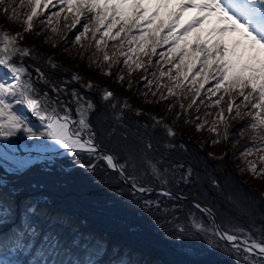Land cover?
Segmentation results:
<instances>
[{"label": "snow or ice", "instance_id": "1", "mask_svg": "<svg viewBox=\"0 0 264 264\" xmlns=\"http://www.w3.org/2000/svg\"><path fill=\"white\" fill-rule=\"evenodd\" d=\"M52 3L53 0H0V141L4 142L0 144V168L5 173L0 175V229L8 227L7 232L0 230V264H96L94 256L103 251L99 241L93 247L90 245L91 238L81 233L62 235L55 227L56 220H50L46 228L42 227L40 221L45 215L42 206V201L46 202L44 197H26L21 201V223L10 225L16 214V198L22 190L7 176L18 177L35 162V158L18 155L11 139L18 134L29 138H47L64 150L98 157L118 177L135 181L131 184L133 191L144 194L158 190L160 198L144 201V207H155L163 213L169 210L167 206L162 207L161 198L169 201L187 199L183 193L171 191L167 187L170 184L194 189L197 195H203L201 187H206L209 192L222 189L219 178L201 174L190 162L175 159L174 153L184 149L185 145L176 142L179 134L171 125L164 123L163 116L133 108L126 98L117 100L108 86L93 83L78 72L68 73L57 62L55 54L45 56L42 65L27 63L39 53L33 52L26 34L39 36L43 32L42 42L54 48L57 46L55 37L59 32L53 26V21L64 10L63 5H67L69 10L75 9L70 28H76L81 23L80 17L89 14L86 17L89 22L83 23V31L78 30V34H75L73 44L84 47L81 40L91 31L96 52H100L102 46L105 49L98 69L121 83L127 79L129 89L132 88L133 71L141 68L145 73L149 71L140 56L133 57L136 49L132 45L139 47L143 56L149 58L147 64L151 65V57L156 55L161 41L172 45L168 53H159L170 67L167 72L161 71L156 79L159 81L167 76L175 83L171 87L166 86L167 95L162 92L159 99L167 100L175 96L176 90L184 87V81H190L195 88L193 100L188 105L191 108L204 84L209 79L215 81L208 92L215 94L223 91L230 97L227 103L228 117H225L223 110L218 113L219 120L225 125L222 138L229 137L227 126L230 120L239 118L244 122V126L235 134L249 135L250 144L238 154L246 164V168L239 170L247 171L256 178H264V0H180L175 8L167 11V22L161 18L158 23L156 21L161 10L168 9L171 0H158L155 10L147 15L148 8L141 0H133L131 15L125 11V0H105L103 8L98 0H59L62 6L60 11L52 12L45 21L40 18L41 12ZM186 9H194L196 14L182 26L181 17ZM34 18H38L36 27ZM89 23L92 24L91 29ZM11 24H22L23 27L12 31L9 27ZM147 24H154V27H143ZM49 27L54 35L48 34L46 29ZM134 29L139 31V36L134 34ZM161 32L166 34L160 36ZM97 33H101L99 39H96ZM190 35H194L191 47L187 40ZM118 37L119 44L113 45L118 51L109 56L107 40L115 41ZM182 39L183 44L180 43ZM125 42L129 46L128 51L124 50ZM62 51L75 58V52L63 47ZM80 55L83 59L84 53ZM95 56L96 53H93L89 57V67ZM121 63L127 68L117 67L114 73L112 66ZM173 68L175 75L172 74ZM152 74L155 76L154 72ZM141 79L148 85L153 84L147 76ZM36 84L41 85L39 90ZM101 88L100 99L112 112L104 133L110 141L107 148H101L97 143L98 132L92 117L99 109L84 91ZM149 94L155 96L156 92L150 88L144 95L147 97ZM237 98H241L239 102H236ZM222 99L223 96H220L215 103L219 105ZM172 107L174 105L169 104L167 110ZM180 107L183 109L184 105L180 104ZM26 110L38 118L39 124L33 123L25 114ZM128 112L132 113L135 123L127 119ZM176 118L182 119L183 114L177 113ZM202 127L203 124L196 125L197 130ZM210 130L217 136L221 135L215 126ZM160 133L163 134L161 140L154 142L153 137ZM212 143H219V140ZM208 155L213 156L212 153ZM223 158L213 156V159ZM84 166L89 169L96 167L93 163ZM137 176L159 188L146 186L136 179ZM259 196L264 200V191H260ZM227 199L231 201L232 196L228 195ZM191 203L201 215L215 218L213 208L206 203L197 200ZM191 225L197 233L207 237L209 246L219 248L223 242L240 257L239 264H264V232L256 238L249 228L228 229L218 225L209 228L194 214ZM180 231L188 232L190 229L180 228ZM78 250L86 253L83 259L77 258ZM120 264L128 262L121 261Z\"/></svg>", "mask_w": 264, "mask_h": 264}, {"label": "trees", "instance_id": "2", "mask_svg": "<svg viewBox=\"0 0 264 264\" xmlns=\"http://www.w3.org/2000/svg\"><path fill=\"white\" fill-rule=\"evenodd\" d=\"M61 7L59 0H53L52 11H60L57 9ZM63 7L66 9L67 5H63ZM28 10L30 9H26V11ZM88 15L85 14L80 19L81 23L78 28L74 29L67 36V40L62 43L63 48L76 53L75 58L79 56L76 49H80L79 45L73 44L75 34H78V30L83 31V23L89 22L86 18ZM47 16L42 11L40 18L46 21ZM54 19H58L59 23L63 17L61 15ZM37 22L38 18H34V27H36ZM58 23L55 21L53 25ZM91 27L92 24L89 23V28L91 29ZM46 30L49 35H53L50 27ZM40 35L39 45L41 49L33 48V52H38L39 55H34L32 60L27 61L30 65L33 63L42 65L43 58L50 54L48 50L54 48L51 44L42 42L43 32ZM59 35L61 36L60 32ZM59 35L55 37L57 46L60 43ZM100 35L101 33H97L96 39H99ZM105 39L107 40V38ZM119 40V37L115 41L107 40L106 50L109 52V56L114 51H118V48H114L113 45H118ZM81 43L84 45L81 53H88L89 57L96 53L90 68L93 67V64L94 66L99 65L103 53L96 52L91 31L82 38ZM85 43L92 45V47L89 45L85 47ZM136 46L132 45L133 48ZM171 46L170 43L167 44L164 51H168ZM128 47L125 42L124 50L128 51ZM91 48L92 50L94 48L92 53ZM101 50H105L103 46ZM134 53H132L133 56ZM89 57L88 62L90 63ZM120 59L122 60L123 57ZM141 59L146 60L148 58L143 56ZM151 60L152 64L147 66L149 71L144 74L149 80H152L153 77L154 86L139 80V86L136 89L137 94L134 95L136 103L132 106L143 109L149 114H154L164 101L159 99L160 94L163 92L167 95L169 84L167 82H170L167 76L157 81L155 79L157 70L160 66L166 69L170 65L168 63L163 65L164 61L159 57V52L153 55ZM117 67L127 68L122 63ZM137 70L131 73V80H136L134 78ZM45 71H47L46 68ZM67 72L71 73L68 69ZM153 72L155 76H153ZM172 72H175L174 68ZM97 75L104 82L108 81L109 76L104 75L99 69ZM91 76L94 75L85 73L84 78L89 79ZM114 80L116 81V79ZM112 84L117 89V85L113 81ZM157 84H159L158 88ZM214 84L215 81L211 79L204 84L200 90V96L195 98L196 102L191 108H188V105L193 100L195 88L185 84L175 95L174 107L168 111L165 119L167 124L177 128L176 132L179 135L175 138L176 142L185 145L184 149H178L174 153L175 159L190 162L201 174H211L219 178L222 189L209 192L206 187H201L200 192L203 195H197L194 189L190 190L183 185L170 184L167 187L174 192L183 193L188 198L212 207L220 227L228 229L249 228L255 237L259 238L264 232V228H262L264 225V200L259 196V192L264 191V178H256L247 171L241 172L239 170L246 168V164L238 154L250 144L249 135L237 136L235 134L240 127L244 126V122L240 121L239 118L230 120L227 126L229 137L223 139L225 125L219 120V116L216 120L209 118L212 124L206 125L200 130L196 129V120L193 119L194 114L205 113L207 109H210L211 114L215 115L223 110L225 117H228L227 103L230 97L223 91L215 94L209 93L208 89L213 88ZM118 86L126 89L127 79L123 83L118 82ZM36 87L40 88L41 85L36 84ZM150 88L156 92L157 100L151 94L147 97L143 95L144 91L147 93ZM101 90L85 89L84 91L99 109L98 113L92 117V122L98 132L97 143L100 147L107 148L110 141L104 133L109 123L108 117L112 115V112L100 99ZM122 94L128 96L126 93ZM139 96L144 97L148 104L138 106L137 98ZM220 96H223V99L217 105L215 101ZM239 99L241 98H237L236 102H239ZM180 104L184 105L183 109ZM185 108L188 111L185 112L179 122L171 120V114L177 115V113L185 111ZM127 119L135 123L131 112H128ZM183 120L191 122L184 123ZM212 125L217 127L220 136L209 130ZM162 135L160 133L154 136L153 141L158 143ZM213 140H219V143H212ZM209 153L215 157L223 156L224 158L213 159V156L208 155ZM225 153L227 155H224ZM248 159H253V157ZM89 163L95 164L96 167L89 169L84 166ZM257 164L260 166L259 161ZM0 175H5L3 168H0ZM178 175L179 173H177ZM7 178L22 190L16 198V214L9 222L10 225L15 226L21 223V201L26 197H44L46 202L42 201V206L45 215L41 218V226L46 228L50 220H56L55 227L64 236L73 232L81 233L91 238L90 245L93 247L99 241L103 246V251L100 255L94 256L96 264H120L121 261H126L128 264H239L240 262V257L224 246L223 242L219 248L211 247L207 243L206 236L192 229L193 214L197 220L209 228L214 227L215 224L213 217L201 215L190 200L177 201L173 199L169 201L166 198H161L163 199L162 207L167 206L168 213L157 211L155 207H144V201L160 198L159 193L141 195L133 191L123 178L107 169L98 157H93L90 154L74 153L72 156L56 158L53 163L50 161L34 163L18 177L8 175ZM136 179L145 183L146 186L159 188L158 185H153L151 181L143 180L142 177L137 176ZM131 182L134 183L135 181ZM228 195L232 196L231 201L227 199ZM180 228H188L190 231L181 232ZM0 230L7 232L8 227ZM85 255L86 253L83 251L78 250L76 252L77 258L83 259Z\"/></svg>", "mask_w": 264, "mask_h": 264}, {"label": "rangeland", "instance_id": "3", "mask_svg": "<svg viewBox=\"0 0 264 264\" xmlns=\"http://www.w3.org/2000/svg\"><path fill=\"white\" fill-rule=\"evenodd\" d=\"M112 2H115V0H112ZM141 2L144 4V6L146 8H148V13L145 14V15H147V14H150L152 11L155 10V7H156V4L158 3V0H141ZM98 3L101 5V8H103V5L105 4V0H98ZM132 3H133V0H125L124 7H125V11L127 12L128 15H131V11H132L131 4ZM178 4H179V0H171V3L169 4L168 9H162L161 10V15H160V17L157 18V21L156 22L158 23L159 22V19H161V18L164 19L165 22H167V19H168L167 15H166L167 11L172 10ZM51 7H52V5L48 9L43 10V14L44 15H51V13L54 12V11H52ZM63 8L65 9V7H63ZM60 9L61 8H58L57 10H60ZM25 11H26V9H25ZM195 14H196V12H195L194 9H186L185 12L183 13L182 17H181V25L183 26L184 24H186ZM61 15H62L63 19H61L58 24H54L53 25V26L57 27L58 31L61 33V36L59 35V37H60V43L55 48L49 49L48 50L49 51L48 53L55 54L56 55L57 62L60 63L63 68H66L67 69V68H70L71 67L70 69H72V67H73V70H76V72H78V73L79 72H86L88 75H94L97 78H99L98 75H97L98 74V67L96 65L94 66V64H93V67L92 68L89 67V62H88L89 54L83 52L84 53V58L83 59L81 58L80 53L83 50L82 47H79L80 49H76L77 50L76 52L78 53L79 56L76 57V58H74V59L72 57H69L66 53H64L62 51V43L67 40V36L74 29H77L78 28V25L79 24L76 25V28H70L69 27V25H71L73 23V16L75 15V9L69 10V8L67 6L66 9L61 12L60 16ZM84 16H81L80 19L82 17H84ZM65 17H67V20H65ZM57 20L58 19H54L53 23H55V21H57ZM9 27L11 28L12 31H16V30H20V28H22L23 25L22 24H20V25L11 24ZM143 27H145V28H151V27H154V24L143 25ZM102 31H103V29H101V33H102ZM114 31H115V29H113V32ZM133 32L137 36L140 35L139 31H137L136 29H134ZM192 32L194 34L195 33V29L192 30ZM165 34H166V32H161L159 35L160 36H163ZM121 35H123V33H121ZM62 38H65V39H62ZM26 39L30 42L31 45H34V47L36 49H41V47L39 45L40 44L41 35L34 36L31 33H28V34H26ZM187 40L190 42V47H191V43L194 42V35L188 36L187 37ZM87 41L89 42V40H87ZM180 42H181V44H183L184 43V40L182 39ZM167 44H169V43H164L163 41H161V43L156 48V53H158V52L159 53H161V52L168 53L169 50L168 51H164L165 50V46H167ZM76 45H79V44H76ZM88 45L89 44L85 43V47H87ZM135 49H136V52L134 53L135 55L133 57L135 58L137 55L138 56H141L142 53L139 51V47L136 46ZM70 50L72 51V49H70ZM90 51L92 53L94 51V48H93V50L91 48ZM86 52H88V51H86ZM100 53L102 54L103 53V50H101ZM141 57H143V56H141ZM148 59H146V60L145 59H141V61L146 66H148V64H147ZM163 61H164L163 62V65L167 64L164 59H163ZM70 65H73V66H70ZM168 68L169 67H167L165 69L163 66L162 67L160 66L158 68V70H157V77H159L161 71L167 72ZM139 70L136 71L137 73H136V76L134 78L136 80H131V83H132V88L131 89H129L127 86H126V89L120 88L118 86V82L119 81L118 80L115 81L113 77L109 76L107 82L113 81L114 84L117 85V89L114 90V93L116 95V98H118L119 97V93L122 92V93H126L129 96H131L132 101L133 100L135 101V98L134 99L132 98V96H134L133 93H136L137 86H139V84H138L139 83V80L141 81L142 80L141 78L146 75V74H144L145 72L143 70H142L143 72L141 70L140 71ZM112 71L114 73L117 71V65H113L112 66ZM193 71H195V69ZM172 74L175 75V72L174 73L172 72ZM189 75L191 77V73ZM151 76H152V74H151ZM197 80H199V77H197ZM152 81H153V84H154L153 77H152ZM99 83L102 84V85H104L105 82L103 80H99ZM167 83H169L168 84V87H171L175 83V81H170V82H167ZM153 84H152V86H154ZM185 84H188V85L192 86V84L190 83V81H184V85ZM37 89L39 90L40 88H37ZM176 91L178 92V90H176ZM145 93L146 92L144 91L143 95ZM179 94H180V92H179ZM153 97L156 100L158 99L157 98V94L155 96H153ZM174 102H175V96L168 97V99L167 100H164L163 103L161 104V106L158 107V110H156L154 114L164 116L165 114L168 113V111H170V110H167V106L169 104H172L173 105ZM144 104H148V101L144 100V97L142 98V96L141 97L139 96L137 98V105L140 106V105H144ZM187 111L188 110L185 108V111H182L181 113L184 115L185 112H187ZM197 116L199 117V119H196ZM176 117H177V115H175V114L172 115L171 114V117L170 118H171L172 121L179 122L181 119H177ZM209 118H213L214 120H216V119H218V114H216V115L215 114H211V110L210 109H207L205 111V113L202 112V113H196V114H194V118L193 119L196 120L195 125H197V124H203V127H205L206 125H209L210 126L212 124V121L209 120ZM205 121H206V123H205ZM213 126L214 125H212V127ZM209 130H210V128H209ZM22 137H23V135L18 134L17 137H13V138L21 139ZM30 146H32V145H30ZM54 158L55 157H53V158H47V159H42L39 162L50 161L52 163L53 162L52 159H54Z\"/></svg>", "mask_w": 264, "mask_h": 264}, {"label": "bare ground", "instance_id": "4", "mask_svg": "<svg viewBox=\"0 0 264 264\" xmlns=\"http://www.w3.org/2000/svg\"><path fill=\"white\" fill-rule=\"evenodd\" d=\"M0 19H2V18L0 17ZM32 140H34V138H29L26 136H23L21 139H18V141L20 142V145H21L20 149L23 150V152L20 153L18 148L16 147L17 153L19 156L26 157V158L30 157V158L39 159V158H42L44 155H47L54 150H57V151H59V150L63 151L64 150L62 148H59V146H55L54 142H51L50 145L48 144V145L33 146V147L23 145L27 141H32ZM0 144H3V141H0ZM43 149H47V150H43ZM65 152H70V150H65Z\"/></svg>", "mask_w": 264, "mask_h": 264}, {"label": "water", "instance_id": "5", "mask_svg": "<svg viewBox=\"0 0 264 264\" xmlns=\"http://www.w3.org/2000/svg\"><path fill=\"white\" fill-rule=\"evenodd\" d=\"M25 114L26 115H29V118L33 121V123H36V124H39V121H38V118L37 117H34V116H31V113L30 112H28L27 110H26V112H25ZM51 142L52 141H49V140H47V138H43V137H36V138H34V140H32V141H27L25 144H23L24 146H29V144H34V145H39V146H41V145H50L51 144ZM14 144L16 145V147L18 148V150H19V152L20 153H22L23 152V150H21L20 149V142L19 141H15L14 142ZM25 151V150H24ZM70 152H72V151H70ZM56 153H60V154H64L65 153V150H59V151H57V150H54V151H52V152H50L49 154H47L46 156H48V157H52V156H54V155H56ZM36 160V159H35ZM124 181L126 182V183H128L130 186H131V182L130 181H128V180H125L124 179ZM158 191V190H157ZM154 192V191H153ZM149 193H152V192H148V193H144V194H149ZM191 201H193V199H191ZM214 212V211H213ZM214 219V222H215V225H218L219 226V224H218V221H217V216L215 215V218H213Z\"/></svg>", "mask_w": 264, "mask_h": 264}]
</instances>
